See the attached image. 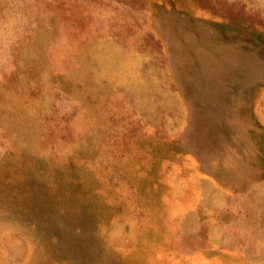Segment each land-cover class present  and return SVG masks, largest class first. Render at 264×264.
Returning a JSON list of instances; mask_svg holds the SVG:
<instances>
[{
	"label": "rangeland",
	"instance_id": "obj_1",
	"mask_svg": "<svg viewBox=\"0 0 264 264\" xmlns=\"http://www.w3.org/2000/svg\"><path fill=\"white\" fill-rule=\"evenodd\" d=\"M0 264H264V0H0Z\"/></svg>",
	"mask_w": 264,
	"mask_h": 264
}]
</instances>
